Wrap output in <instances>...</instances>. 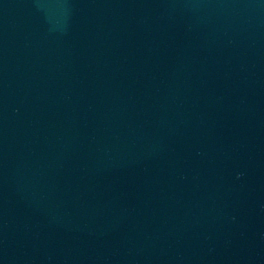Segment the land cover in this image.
Segmentation results:
<instances>
[{
  "label": "water",
  "instance_id": "obj_1",
  "mask_svg": "<svg viewBox=\"0 0 264 264\" xmlns=\"http://www.w3.org/2000/svg\"><path fill=\"white\" fill-rule=\"evenodd\" d=\"M264 0H0V264H95Z\"/></svg>",
  "mask_w": 264,
  "mask_h": 264
}]
</instances>
